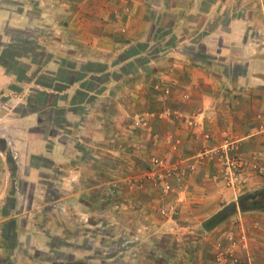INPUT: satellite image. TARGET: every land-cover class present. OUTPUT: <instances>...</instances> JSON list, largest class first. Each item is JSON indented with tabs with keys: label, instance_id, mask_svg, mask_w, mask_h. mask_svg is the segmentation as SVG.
<instances>
[{
	"label": "crops",
	"instance_id": "obj_1",
	"mask_svg": "<svg viewBox=\"0 0 264 264\" xmlns=\"http://www.w3.org/2000/svg\"><path fill=\"white\" fill-rule=\"evenodd\" d=\"M227 139L264 150V0H0V264H215L235 227L264 262V212L189 229L236 200L217 164L185 185L193 219L126 183Z\"/></svg>",
	"mask_w": 264,
	"mask_h": 264
},
{
	"label": "rangeland",
	"instance_id": "obj_2",
	"mask_svg": "<svg viewBox=\"0 0 264 264\" xmlns=\"http://www.w3.org/2000/svg\"><path fill=\"white\" fill-rule=\"evenodd\" d=\"M193 124L189 125L193 129L197 128L195 122H192ZM207 133L198 134V139L201 140L202 143H208L211 140V137L209 140H206L204 135ZM170 144V143H169ZM179 145V144H178ZM170 146H172L170 144ZM220 146V145H219ZM218 147V146H216ZM215 147V148H216ZM180 147L178 146L177 149ZM215 148H209L208 150H212ZM177 151V150H175ZM264 150H257L251 154L247 155H241L240 150L237 147V154L241 159L244 161V166L241 172L239 171L237 174V180H234L233 184H229L228 181H226L221 174V169L218 163V158L216 154L209 153L204 154L199 157L189 158L187 161L188 163L182 161V159H177L175 161H171L168 159V157L165 156H154L149 159L150 165L153 167L151 173L149 174H135L131 175L127 180L126 183L129 185L130 188L138 189V186L142 184L144 186L145 183H151L156 189H158L159 192V198L161 207L158 210V213L163 218H173L177 219L180 218L181 214L184 215V217L194 218L196 215V211H193L197 207L195 206L196 203L193 200V195L189 194L191 193V181L193 180L195 176V172L197 170L196 166L203 164L204 162H213V164H217L218 168L217 171L212 173L209 177V182L221 187L226 192L233 191L236 195H234V198L236 200L234 202H231L228 204V202H223L221 210L219 211V217L212 216L211 214L206 215L205 218V228L200 224V222H194V223H188L189 229L194 228L195 230H198L199 233L203 232H210V230L214 227V224L216 223L215 219L220 218H229L232 214L237 211L239 213L238 208L240 211H260L264 212V185H259L256 189L252 190H246L250 186L251 183H254L255 181H262L264 182V174L260 172L261 166H264V161L261 158ZM158 159L160 161H163V164L158 166L155 163V160ZM184 160V159H183ZM246 163V164H245ZM187 165V171H184V173L181 172L182 168ZM254 166H257L258 168H255ZM171 173V174H170ZM217 175H219L217 177ZM164 181V182H163ZM188 183V187L185 188V185ZM166 184L170 185V189H166ZM183 195L186 196V199H188V206L186 207V199L185 197L182 198ZM241 195V196H240ZM188 197V198H187ZM255 201V204L251 206H246L248 202ZM231 219V218H230ZM234 219V218H232ZM231 219V220H232ZM213 220V221H212ZM231 226L233 227L237 223L235 220L231 221ZM236 228V227H235ZM234 228V231L236 230ZM233 231V232H234ZM239 231V229H238ZM237 231V232H238ZM236 232V231H235ZM219 243H222L224 246L226 245L223 242H218L215 244V264L217 263V245ZM240 264H264V262H249L248 260H243L242 257H240Z\"/></svg>",
	"mask_w": 264,
	"mask_h": 264
},
{
	"label": "built area",
	"instance_id": "obj_3",
	"mask_svg": "<svg viewBox=\"0 0 264 264\" xmlns=\"http://www.w3.org/2000/svg\"><path fill=\"white\" fill-rule=\"evenodd\" d=\"M193 123H191L192 125ZM206 140H209L211 135L207 133L204 135ZM168 143L172 145L174 149L180 145L179 142H174L173 139H169ZM179 144V145H178ZM216 154L220 171L222 176L229 184H233L234 180H237L238 172L243 169L244 161L237 154V144L230 140H225L220 146L215 149L206 151L205 154L209 153ZM264 161V152L261 155ZM156 165L160 166L163 161L158 159L155 160ZM246 164V163H245ZM258 168L257 166H254ZM241 169V170H240ZM184 173L183 170H181ZM260 172L264 174V166H261ZM171 174V173H170ZM219 175H217L218 177ZM164 182V181H163ZM166 189H170V185L166 184ZM228 244L224 246L222 243L217 245V263L218 264H240V256L237 254L240 249L248 250L250 245V235L244 228H239L238 233L230 232L226 236Z\"/></svg>",
	"mask_w": 264,
	"mask_h": 264
}]
</instances>
